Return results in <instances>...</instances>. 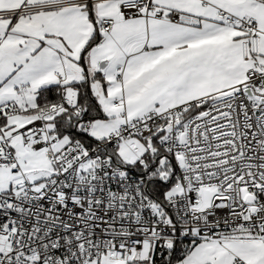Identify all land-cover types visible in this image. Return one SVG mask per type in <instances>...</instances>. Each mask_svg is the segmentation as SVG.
<instances>
[{
    "label": "snow or ice",
    "instance_id": "obj_1",
    "mask_svg": "<svg viewBox=\"0 0 264 264\" xmlns=\"http://www.w3.org/2000/svg\"><path fill=\"white\" fill-rule=\"evenodd\" d=\"M0 264H264V0H0Z\"/></svg>",
    "mask_w": 264,
    "mask_h": 264
}]
</instances>
